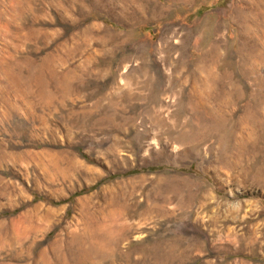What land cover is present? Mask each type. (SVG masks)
I'll return each instance as SVG.
<instances>
[{"label":"rangeland","instance_id":"374dc122","mask_svg":"<svg viewBox=\"0 0 264 264\" xmlns=\"http://www.w3.org/2000/svg\"><path fill=\"white\" fill-rule=\"evenodd\" d=\"M0 264H264V0H0Z\"/></svg>","mask_w":264,"mask_h":264}]
</instances>
